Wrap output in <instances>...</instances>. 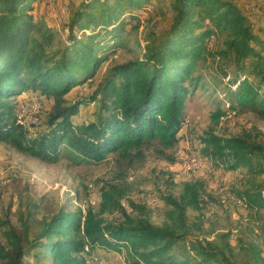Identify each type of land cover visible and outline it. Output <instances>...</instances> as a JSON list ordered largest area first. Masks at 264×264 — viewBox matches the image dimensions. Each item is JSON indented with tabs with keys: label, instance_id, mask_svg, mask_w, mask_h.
<instances>
[{
	"label": "trees",
	"instance_id": "16d2710c",
	"mask_svg": "<svg viewBox=\"0 0 264 264\" xmlns=\"http://www.w3.org/2000/svg\"><path fill=\"white\" fill-rule=\"evenodd\" d=\"M35 1L0 0V141L11 142L21 153L49 163L62 155L75 163H98L111 153L131 160L134 151L150 142L174 147L185 121L189 86L200 80L192 72L199 60L212 56L205 43L211 36L219 40V58L235 69L232 87L226 88L227 111L264 113V28L262 34L256 32L233 0H170V27L147 40L141 55L106 68L87 96L72 101L65 95L93 80L109 58L110 41L120 38L119 28L150 0H82L69 16L67 43L55 50H50L53 31L30 10ZM28 89L53 102L47 129L33 137L27 136L14 104ZM91 102L96 107L88 118L74 121L79 107ZM225 114L217 109L211 119L218 124ZM257 135L209 134L202 137L201 153L225 171L244 170L236 196L251 208H264V182L256 180L257 174L264 175V145ZM205 184L204 179L184 182L178 199L166 198L169 208L160 224L150 222L141 204L130 202L137 215L126 213L115 186L101 188L97 210L91 205L84 213L80 208L60 210L31 237L32 213L20 217L19 231L1 220L0 264H31L26 258L32 254L50 259L49 264H87L86 256L99 249H125L130 264H238L211 242L192 245V255L175 253L192 231L188 209L201 210ZM110 211H120L124 221L105 222L101 215ZM251 255L258 258L254 251Z\"/></svg>",
	"mask_w": 264,
	"mask_h": 264
},
{
	"label": "rangeland",
	"instance_id": "374dc122",
	"mask_svg": "<svg viewBox=\"0 0 264 264\" xmlns=\"http://www.w3.org/2000/svg\"><path fill=\"white\" fill-rule=\"evenodd\" d=\"M81 1L37 0L32 3L30 10L34 19L54 33L50 50L62 48L67 43L69 16ZM233 1L247 16L252 28L262 34L259 29L264 28V0ZM133 13L135 15L129 16L119 28L120 38L111 39L112 47L106 52L109 58L100 64L93 80L66 94L68 101L87 96L110 65L141 55L147 40L160 37L170 27L174 16L170 0H150L144 9ZM205 43L212 56L206 55L199 60L192 72V76H200V80L195 87L189 86L191 93L186 100L185 121L178 133L179 141L172 148L162 149L157 142H150L134 151L128 161L111 153L98 163H75L65 155L57 162L49 163L17 151L11 142L0 141V241L4 242L1 220H9L19 231L20 217L26 218L32 213L31 237L43 220L60 210L66 212L80 208L84 213L90 205L97 210L101 188L109 186L118 189L117 199L126 213L137 215L129 203L141 204L149 211L150 222L160 224L169 208L166 198L178 199L184 182L204 179L206 195H202L201 210L188 209V220L194 226L186 240L174 248L176 255H192V245L200 242L207 247V242H211L222 248L225 256L235 263L264 264V208H251L236 196L244 179V170L225 171L201 153L204 147L202 137L209 134L221 137L258 134L264 145V117H261L264 113L227 111L226 88L232 87L229 78L234 76L235 69L232 64H225L215 52L219 47L215 36L207 38ZM36 93L28 89L14 100L28 137L47 129L53 103L51 98L44 96L42 99ZM260 93L264 94V85H261ZM95 107L93 102L80 106L74 121L87 119ZM217 109L226 111V114L215 124L211 114ZM192 158L201 161L199 168L189 167ZM256 180L263 183L264 175L257 174ZM101 217L107 223L124 221L120 211L106 212ZM198 224L197 228L195 225ZM38 250L34 249L33 253ZM253 251L258 258L251 255ZM34 255L26 260L31 264L50 263V259ZM129 258L125 249L119 252L99 249L86 256L87 264H130Z\"/></svg>",
	"mask_w": 264,
	"mask_h": 264
},
{
	"label": "bare ground",
	"instance_id": "6f19581e",
	"mask_svg": "<svg viewBox=\"0 0 264 264\" xmlns=\"http://www.w3.org/2000/svg\"><path fill=\"white\" fill-rule=\"evenodd\" d=\"M200 162L201 161H199L197 158H192L190 160L189 167L192 168V169H197L200 166Z\"/></svg>",
	"mask_w": 264,
	"mask_h": 264
},
{
	"label": "built area",
	"instance_id": "2783aa9c",
	"mask_svg": "<svg viewBox=\"0 0 264 264\" xmlns=\"http://www.w3.org/2000/svg\"><path fill=\"white\" fill-rule=\"evenodd\" d=\"M100 259H101V257H100Z\"/></svg>",
	"mask_w": 264,
	"mask_h": 264
}]
</instances>
